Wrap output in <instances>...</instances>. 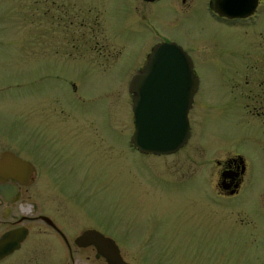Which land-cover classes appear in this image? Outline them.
I'll return each instance as SVG.
<instances>
[{
  "label": "rangeland",
  "instance_id": "374dc122",
  "mask_svg": "<svg viewBox=\"0 0 264 264\" xmlns=\"http://www.w3.org/2000/svg\"><path fill=\"white\" fill-rule=\"evenodd\" d=\"M43 2L0 0V134L27 140L36 163L70 153L74 168L37 172L46 201H79L143 264H264V134L228 71L264 35V3L246 27L213 17L209 0ZM164 40L190 54L199 78L189 145L177 152L192 154L195 173L129 142V80ZM227 152L246 159L247 184L224 200L210 184Z\"/></svg>",
  "mask_w": 264,
  "mask_h": 264
},
{
  "label": "flooded vegetation",
  "instance_id": "af4514ba",
  "mask_svg": "<svg viewBox=\"0 0 264 264\" xmlns=\"http://www.w3.org/2000/svg\"><path fill=\"white\" fill-rule=\"evenodd\" d=\"M263 3L264 0H255L248 16L232 19L219 15L214 10L212 0L208 2V9L218 20L252 27L259 19ZM41 5L46 7V0ZM258 35L249 41V47L243 50V54H236L234 69L228 70L233 78L229 88L241 100L239 105L249 116V123L264 134V35L262 31ZM154 45L147 52L146 58ZM192 75L193 83L188 91V123L199 91V78L194 65ZM131 97L133 99L132 93ZM189 130L186 141L175 150L154 153L162 158L170 157L168 161L164 160L167 170V166H172L173 171L184 168V172L195 173L197 165L192 160V154L185 152L182 157L177 156L178 151L189 145L190 123ZM48 152L41 157V163H36L31 159L27 140L14 139L13 134H0V264H143L141 258L138 259L134 253L118 244L109 234V227L96 225L95 221L85 219L81 211L78 213L79 201H46L44 187L37 188V172L75 167L74 162L68 158L70 153L62 149ZM174 159L179 163L176 169ZM245 160L239 153L227 152L223 158L214 161V180L210 185L217 195L225 197L224 200L240 193L247 184ZM87 202L81 201V208ZM233 208L231 206L229 210L231 216L235 211ZM78 214H82L81 219ZM87 229L98 230L114 240L119 250L118 262L111 263L93 244L83 246L76 243L77 237Z\"/></svg>",
  "mask_w": 264,
  "mask_h": 264
},
{
  "label": "water",
  "instance_id": "95a60500",
  "mask_svg": "<svg viewBox=\"0 0 264 264\" xmlns=\"http://www.w3.org/2000/svg\"><path fill=\"white\" fill-rule=\"evenodd\" d=\"M154 1V0H144ZM214 10L229 19L246 17L255 0H212ZM193 62L176 42L155 44L145 63L131 76L134 130L131 144L143 153H166L184 143L190 133L188 91L193 83ZM76 243L93 244L111 263L118 262V246L95 229L80 234Z\"/></svg>",
  "mask_w": 264,
  "mask_h": 264
}]
</instances>
